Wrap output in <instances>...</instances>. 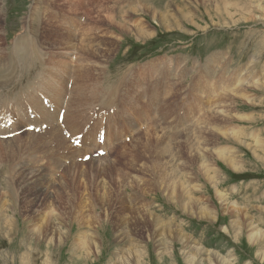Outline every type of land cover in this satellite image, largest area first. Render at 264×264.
I'll use <instances>...</instances> for the list:
<instances>
[{"label": "rangeland", "instance_id": "1", "mask_svg": "<svg viewBox=\"0 0 264 264\" xmlns=\"http://www.w3.org/2000/svg\"><path fill=\"white\" fill-rule=\"evenodd\" d=\"M222 1H226L228 16L222 7ZM151 8L155 11H150ZM1 9L3 12L0 11V49L2 53L5 51L2 55L13 52L15 45L22 46L20 38L15 41V37L17 33L23 31L20 28L21 26L23 28V22L27 19L25 23L33 38L28 35L24 40L32 38L34 45L41 46L47 57L54 56L55 53L58 56L55 61L60 69L66 63L67 67L64 70L68 71L69 56L72 53L71 60L74 56L81 59L79 68L88 69L91 73L89 76L98 75L100 88L109 89L117 79L124 78V80L120 89L117 90V95L114 96L116 94L114 93L112 97L109 96L113 100L110 105L107 104L110 99L98 105L106 112L108 110L113 112L107 118L106 114L87 115L89 114L87 108L78 109L79 112L87 115L86 119L93 122L96 121L93 120L96 117L99 121L95 128L90 121L88 124L90 132L94 133L99 130L95 134L96 137L99 133L104 135V140L101 142L105 145L106 152L103 156H99V160L93 156L96 150L90 147L95 145L92 144V137L88 134H84V143L87 139L90 145L79 146V149H76L77 146L73 147L77 152L80 149V153L84 150L88 152L84 156L90 155L89 161L94 158V164L81 161L84 156L76 160L79 152L73 151L71 140L69 143V140L65 138L68 144L65 139L62 141L61 134L55 133L54 128L50 133L46 128L38 133L21 132L6 142L0 140L1 143L13 149V159L8 160L1 152L0 145V264H19L22 255L27 257V264H86V261L87 264H121L127 258L128 249L136 247L137 244L143 247V252L139 255V261L131 258V264H184L182 260L188 262L184 257L186 253L195 254L199 249L204 253L215 252L227 264H264V257L261 256L264 243L248 244L245 237H241L237 242L234 240L231 226L232 213L230 212L233 211L232 205L236 203L234 210L235 208L237 211L241 210V213L251 219L255 229L264 234V0H1ZM39 9L41 11H38ZM38 12H41L42 19L34 21V14ZM83 13L86 14L84 26L88 27V30H82L79 36L75 37L74 28L77 27ZM60 16H66L67 20L60 22L57 19ZM136 25H143L142 32L145 34H139ZM36 34L39 36L38 39ZM158 35H170L163 40L160 49L156 50L151 46L142 47ZM74 40L79 41L78 56L75 55L77 51L73 50ZM26 44L29 45V41ZM82 48L88 51L82 52ZM213 49H219L221 53L227 55L233 63L227 61L222 65H226L229 70L232 63L234 70L226 77L212 79L214 87L222 85L224 81L225 85L224 89L215 88L211 93L199 74L196 76L193 73L186 74L185 69L187 65L192 66L195 63L198 65L197 60L190 59L189 56H200L199 63L202 66L207 55L217 53L212 52ZM150 55L156 56L137 61ZM86 59L90 63H86ZM35 64L38 68L35 66L34 70L39 75L34 78L36 82H29L25 86L27 92L24 93V97L27 95L25 98H28L25 103L31 101L34 105L38 100L34 99L32 94H37L38 99L41 98L38 94L47 96L39 83V77L42 74L38 72V69L43 65L38 61H35ZM166 68L169 69L168 72L163 71ZM72 69L75 68L72 67ZM192 70L190 68L189 71ZM204 70L209 72V69ZM104 73L109 81L103 84V79L106 78ZM73 77L74 71H71L68 85L72 84ZM243 79L246 82L241 87H238L237 83L232 88L231 85L235 80L242 81ZM81 82L82 88L89 84L91 90L92 82H82L83 86ZM243 88L248 92L250 103L241 102L243 99L235 96V91ZM29 91L33 93L30 94ZM70 91L66 94L68 97H70ZM0 92L3 94L17 93L15 90L2 88ZM66 92L65 89L63 96ZM105 94L109 95L110 91L103 92V95ZM228 95L230 99L226 97ZM222 96H225L224 108L214 110L215 105L222 100ZM232 98L234 99L233 106L238 104L233 110V115L240 111L242 117L250 118V121L240 122L234 119L231 109L227 110L230 102L232 103ZM75 99L70 105L72 108L70 112L77 109L79 99L77 97ZM66 104L65 98L62 105L66 106ZM36 105L42 106L39 103ZM41 109L39 114H44L45 109ZM0 111L11 113V110L1 103ZM219 111L222 112L220 118L227 114L228 119L224 124L217 115H212ZM47 116H44V119ZM110 117L112 119H109ZM143 121L148 122L147 126ZM79 123L85 127L84 120L79 119ZM205 124L208 126L205 127ZM22 126L23 122L17 121L15 132L21 131ZM62 126L65 127L64 133L67 135H71L68 132L69 126L76 133L80 131L79 124L71 120L69 124L67 122ZM223 126L226 127L223 130L226 134L225 138L216 135L219 130L221 134L220 127ZM105 127H109L106 133H104ZM209 128L213 129L209 130ZM204 134L207 135L204 136ZM50 142L52 147L49 145ZM93 143L98 142L93 140ZM189 146H192L190 147L191 154L198 156L194 157V167L188 163L190 162L187 155ZM39 148L42 149L39 150ZM97 148L102 149L101 146ZM163 148H166V153L165 150L161 151ZM220 150L223 153L222 156H229L233 152L232 161L235 162L231 161V155L227 160L221 157L226 161L222 159V161L218 159L214 161L213 158L218 157L216 153L218 154ZM27 151L31 152L30 155ZM228 151L229 154H227ZM213 152H215L214 155ZM181 154L183 157L186 156L184 159L186 166L189 167L183 168L182 156L183 160L180 163L177 162L179 160L177 158L171 160L170 164L177 174H182V170H187L188 176H192L189 178L191 180L182 185V188L180 185L181 189L184 188L185 201L178 198V192L182 191L181 189L175 190L170 197V192L157 183L155 175L151 181H148L147 172L153 173V167L156 168V162L160 161V158L162 159L160 162H164L165 156L170 155L165 158V161H169L170 158L172 159L171 156ZM67 156L68 159L65 160ZM33 157H35L33 162L35 160L37 164L32 162ZM206 157L209 158L206 159ZM196 160L202 166L199 169L196 167ZM31 167L34 168L31 170ZM144 167L145 172H143ZM206 168L210 169L206 170ZM204 170L208 175L204 173ZM12 171L23 173L24 176L31 174L44 176L46 180L43 182V189L37 195L32 185H26L23 181L21 185H18L17 179L14 181L12 179ZM200 173L209 178L204 179L203 176L202 179ZM185 176L188 178L187 175ZM139 179H144L143 183H139ZM209 179L210 183L206 181ZM242 179L245 181L233 183ZM181 181L183 183L182 179ZM219 193L225 194L226 200H219L218 196L216 197ZM192 202L199 210L206 211L205 209L211 208L209 211H213V214L215 212V216L205 217L206 219L200 217L196 210L188 207ZM49 211L52 217L46 220L44 214ZM146 212L153 214L155 219L165 227L179 228L185 235H181L184 240H190L193 246H187L184 249L181 244L180 246L175 244L173 237L167 238L162 235L159 237L167 248L175 247L173 256L170 255L171 258L166 255L161 256L160 253L164 251V247L157 246L158 238L152 233V230H156L155 227L148 228L149 233L137 228L134 231L133 228L136 226L132 224L133 221L130 218L126 219V215L132 217L136 213L145 214ZM150 221L155 222L152 218ZM54 228L57 231L55 233L61 230L63 236L60 243L58 239L55 242L50 241L52 238L50 233L55 231ZM36 231L42 232L41 235L36 234ZM123 231L124 236H122ZM83 236L85 243L96 240L101 249L100 255L92 254V258L87 260L85 254L74 249L76 239H83ZM26 248L29 251H26ZM206 259L207 257L204 261H207ZM195 264L201 263L195 262Z\"/></svg>", "mask_w": 264, "mask_h": 264}, {"label": "bare ground", "instance_id": "2", "mask_svg": "<svg viewBox=\"0 0 264 264\" xmlns=\"http://www.w3.org/2000/svg\"><path fill=\"white\" fill-rule=\"evenodd\" d=\"M144 1V0H143ZM141 2V1H140ZM145 3V2H144ZM143 3V4H144ZM222 4H223V8H224V10H225V14H226V16H228V9H227V4H226V1H222ZM148 5V4H147ZM146 6V5H145ZM177 9V8H176ZM0 11H1V13L3 12V10L1 9V0H0ZM150 11H155L153 8H151L150 9ZM179 11V10H178ZM121 12V11H120ZM159 16H161V14H159ZM27 21V19L26 20H24V22H23V28H22V26H21V28H20V30H22L23 29V31L19 34V36H16L15 37V41H17L18 40V38H20V40L22 41V42H20V43H23V44H21L22 46H19V45H17L19 48H17V46L15 45L14 47H15V49L13 50V52H11L10 54H4V55H2L5 51H3V53H2V49H0V76L1 75H3V74H17L16 72H19L18 74H26V73H29V72H31V71H35L34 70V67L36 66V68H38V65L37 64H35V61H38V63H40L41 65H43L40 69H38V72L40 73V74H42L40 77H39V83H40V85L43 87V89L45 90V94L48 96V98H51V103L53 102V100H52V96H51V93H52V91L54 90L53 89V83H52V81L51 80H49V75L50 74H52V75H54V77L57 79V82L59 83V84H63L64 83V81L67 79V80H69L70 79V75H71V71H74V77H73V81H72V89H71V93H70V97H69V100H67V104H66V109H67V111H69V109L70 110H72V108L70 107V105H72L73 104V99H75V97H77L79 100V103L77 104V109H75V111H76V113L77 112H79V108L82 106V105H84V104H86V103H82V102H85V100H92V99H98V97H100L101 95H103V92H105V91H107V90H109L110 91V94L108 95V96H110V97H112L113 96V94L114 93H117V90L118 89H120V86L123 84V80H124V78H120V79H117L116 80V82H114L115 84V86L113 85H111V87H109V89H107V88H100V86H101V84H100V82H99V78H97V76L98 75H90L89 76V74H91L90 73V71L88 70V69H86V68H79V67H81V66H79V67H77V68H75V69H72L71 70V68L73 67L72 65H70V64H68V71L66 72V70H64V69H66V67H67V65H66V63H64V65H62L63 67H62V69L60 70V71H58V72H56V69H60V66H57V67H54V69H53V65H54V61L58 58V56L54 53V56H48L47 57V54H44V49L41 47V46H35L34 45V43H33V37L30 35V31H29V29L27 28V26H26V22ZM32 21V20H31ZM21 22V23H22ZM30 22V21H29ZM31 25V24H30ZM137 26V27H136ZM135 27L136 28H138L137 29V31H138V33L139 34H145L144 32H142L143 30H144V28H143V25H136ZM32 27V26H31ZM39 27V26H38ZM38 30V29H37ZM35 32H36V30H35ZM38 32V31H37ZM80 32L81 31H78V30H76V32H75V37L77 36H79V34H80ZM39 33V32H38ZM45 34V33H44ZM29 35V37H32V38H29V40H27V39H25L24 40V38H25V36H28ZM82 35V34H81ZM0 36H1V31H0ZM36 37H37V39H38V37L39 36H37V34H36ZM27 41H29V45H27L26 44V42ZM40 41H42L41 39H40ZM46 42V41H45ZM15 44V43H14ZM47 45V44H46ZM51 46V45H50ZM6 46H4V48H5ZM44 47V46H43ZM2 48V47H1ZM3 48V49H4ZM53 48V47H52ZM7 49H8V47H7ZM85 49L84 48H82V52L84 51ZM105 50V49H104ZM73 50H71V52H72ZM85 51H88V49L87 50H85ZM76 52V51H75ZM96 52V51H95ZM72 54V53H71ZM71 54H70V59H71ZM78 52H76L75 53V55L76 56H78ZM52 58V59H51ZM69 59V60H70ZM79 59V58H78ZM175 59V58H174ZM223 59H224V55H217V54H215V55H213V56H211L210 58H209V62L210 63H213V62H222L223 61ZM72 60H77V58H75V56H74V59H72ZM69 62V61H68ZM171 65V64H170ZM172 66V65H171ZM176 66H177V64H176ZM219 66V65H218ZM158 68V67H157ZM216 68H217V66H216ZM157 70V69H156ZM167 70V72H168V68H166L165 70H163V71H166ZM222 72H225V71H227L228 70V67H226V65H222L221 66V69H220ZM233 70L234 69H232L231 68V72L233 73ZM132 72V71H131ZM174 72V71H173ZM173 72H170V74H173ZM203 72L205 73V72H208L207 70H203ZM73 74V73H72ZM81 74H83V76H81ZM165 74V73H164ZM170 74H167L168 76H171ZM39 74H36V76H38ZM101 75V74H100ZM122 75V74H121ZM193 75V74H192ZM126 76H128V75H126ZM195 76H196V74H195ZM66 77V78H65ZM123 77V76H122ZM133 77V76H132ZM232 77V76H231ZM200 78V77H199ZM154 79V78H153ZM228 79H230V77H228ZM80 81H82V82H84V83H86L87 81L88 82H92V84H91V90H90V88H89V84H88V86H86L85 88H82L81 87V85H80ZM109 81V78H105V79H103V84L104 83H106V82H108ZM150 81V80H149ZM230 81V80H229ZM81 82V84H82V86H83V83ZM113 82V81H112ZM147 82V81H146ZM199 82H200V80H199ZM203 82H204V84L211 90V93H213V91H214V89L216 88L217 90L219 89H224V85H225V81L223 82V84L222 85H218V86H216V87H214V85H213V83L210 81V79H203ZM221 82V81H220ZM244 82H246L245 81V79H243L242 81H237V80H235V82L231 85L232 86V88H233V86L234 85H236L237 83V85H238V87H241V85L244 83ZM193 83V82H192ZM150 84V83H149ZM85 85H87V84H85ZM150 85H152V84H150ZM202 85V84H201ZM38 86V85H37ZM155 86V85H154ZM36 87V86H35ZM41 87V88H42ZM93 87V88H92ZM158 87H159V85H158ZM31 88V87H30ZM32 88H34V86L32 87ZM157 88V87H156ZM204 88V87H203ZM228 88V87H227ZM231 88V87H230ZM145 89V88H144ZM158 89V88H157ZM37 90V89H36ZM32 91H34V90H32ZM145 91V90H144ZM158 91V90H157ZM232 91H233V89H232ZM30 92V91H29ZM230 92V91H229ZM236 92V94H235V96L237 95L238 97H240L241 99H243V100H241V102H251V100L249 99V97L247 96V90L246 89H238V90H236L235 91ZM33 92H30V94H32ZM120 93V92H119ZM216 93V92H215ZM214 93V94H215ZM218 93V92H217ZM29 94V95H30ZM87 94H90V95H87ZM232 94V93H231ZM233 94V95H234ZM25 95V94H24ZM33 95V94H32ZM44 95V94H43ZM159 95V94H158ZM199 95V94H198ZM230 95V94H229ZM229 95L228 96H226L227 98L229 97ZM240 95V96H239ZM195 96V95H194ZM213 96V95H212ZM235 96H233V97H235ZM25 97H27V95L25 96ZM38 98H39V96H37ZM206 97V96H205ZM139 98V97H138ZM225 98V96H222V100L220 101V102H218L216 105H215V107H214V110H220V109H222V108H224V106L223 105H225V103L223 102V99ZM26 99H28V98H25V101H26ZM209 99V98H208ZM208 99H206V100H208ZM219 99V98H218ZM229 99H230V97H229ZM32 100V99H31ZM76 100V99H75ZM120 100V99H119ZM28 101V100H27ZM34 101V100H33ZM64 101H65V99H64ZM63 101V102H64ZM111 101H113V100H110L108 103H110ZM198 101V100H197ZM218 101V100H217ZM235 101H236V99H235ZM34 102H37V101H34ZM119 102V101H118ZM128 102V101H127ZM233 102H234V99L232 98V103L230 102V106H229V104H228V106L229 107H227L228 109L227 110H229V109H231L230 111H232V115H233V110L238 106V104H236V105H234L233 106ZM37 103H39V102H37ZM36 103V104H37ZM214 103H215V101H214ZM26 104H28V105H30V107H31V109L33 110V113H35V114H39V111H42V109L41 108H44L43 106H37L36 104L34 105L31 101H28ZM143 104H145V103H143ZM227 104V103H226ZM150 105V104H149ZM198 105H199V103H198ZM204 105V104H203ZM247 105V104H246ZM250 105H252V104H250ZM60 106H63L62 105V102L60 103ZM214 106V105H213ZM253 106V105H252ZM39 107H40V110H39ZM73 107H76V106H73ZM45 109V108H44ZM79 109V110H78ZM160 109V108H159ZM208 109V108H207ZM83 110V109H82ZM87 110V109H86ZM85 110V111H86ZM144 110V109H143ZM146 110H147V108H146ZM160 111V110H159ZM193 111V110H192ZM200 111V110H199ZM81 112V111H80ZM84 113V112H83ZM146 113V112H145ZM198 113V112H197ZM222 112L221 111H219V112H216V113H213L212 115H217V117H218V119H220V121L221 122H223V124H224V122H226V119H228V118H226V115L224 116V117H222V118H220L221 117V114ZM45 114V115H44ZM44 114H40L41 115V117L42 118H44V116H46V115H48L49 116V113L46 111V109H45V113ZM221 114V115H220ZM78 113L76 114V115H71V112L69 111L68 113L67 112H65V118H63V121L61 122V124H59L58 122H57V120H56V117L54 118V121H55V130H56V133L59 135V133H58V127L59 128H62L63 126L62 125H66V123L68 122V124H69V122H70V120L71 121H73V123H75V124H79L78 122H77V117H78ZM88 115V114H87ZM186 115H188V114H186ZM47 116V117H48ZM151 116V115H150ZM231 116V115H230ZM193 117V116H192ZM233 117H234V119L236 120L237 119V121H240V122H244V121H250L251 119L250 118H243L242 117V112H240V111H238L237 112V114L236 115H233ZM129 118H130V116H129ZM194 118V117H193ZM211 118H213L212 116H211ZM65 119H66V121H65ZM67 119H69V120H67ZM132 119V118H131ZM148 119V118H147ZM146 119V120H147ZM203 119H204V117H203ZM207 119V118H206ZM214 119V118H213ZM212 119V120H213ZM120 120H121V118H120ZM79 121V120H78ZM149 121V120H148ZM210 121V120H209ZM219 121V120H218ZM232 121V120H231ZM82 122V121H81ZM144 122V121H143ZM145 123V122H144ZM147 123L148 122H146L145 124H146V126H147ZM200 123V122H199ZM144 124V125H145ZM201 124H204V123H201ZM214 124V123H213ZM215 124H217V123H215ZM222 124V123H221ZM141 125V124H140ZM206 125L207 124H205L204 126L206 127ZM227 125H228V123H227ZM208 126V125H207ZM220 126V125H219ZM222 126V125H221ZM155 126H153V128H154ZM204 127V128H205ZM209 127H210V125H209ZM224 127V128H223ZM223 127H220L221 128V134H219L220 133V130H219V132H217L218 134H216V135H218V136H223L224 138L226 137V134L224 133V129L226 128L225 126H223ZM95 128V127H94ZM203 128V129H204ZM219 128V129H220ZM85 129H88V128H86V126H85ZM155 129H156V127H155ZM155 129H154V131H155ZM210 129H213V128H209V130ZM49 130V129H48ZM137 130V129H136ZM149 130V129H148ZM215 130H216V128H215ZM77 131V130H76ZM99 130H97L96 132H98ZM138 131V130H137ZM160 131V130H159ZM205 131V130H204ZM218 131V130H217ZM96 132H94V133H92V132H90V135L89 136H91L92 137V144L93 145H95V143H93V140L95 141L96 140ZM134 132V131H133ZM212 130H211V134H212ZM236 132V131H235ZM43 133H47V132H43ZM131 133V132H130ZM164 133V132H163ZM162 133V134H163ZM209 132H207V134H208ZM29 134V133H28ZM27 134V135H28ZM137 134V133H136ZM143 134V133H142ZM207 134H204V136L205 135H207ZM214 134V133H213ZM238 134V133H237ZM257 134V133H256ZM48 135V134H47ZM101 135V133L99 134V136ZM111 135V134H110ZM166 135V134H165ZM215 135V134H214ZM228 135V134H227ZM55 136V135H54ZM53 136V137H54ZM62 136V135H61ZM138 136V135H137ZM217 136V137H218ZM26 137V136H25ZM52 137V136H51ZM58 137V136H57ZM170 137V136H169ZM185 137H186V135H185ZM184 137V138H185ZM211 137V136H210ZM228 137V136H227ZM231 137V136H230ZM232 137H233V135H232ZM59 138H61V137H59ZM178 138V137H177ZM234 138V137H233ZM250 138V137H249ZM255 138V137H254ZM34 139H36V138H34ZM160 139V138H159ZM168 140H169V138H167ZM174 139V138H173ZM190 139V138H189ZM211 139V138H210ZM227 139V138H226ZM230 139V138H229ZM237 139V138H236ZM239 139V138H238ZM257 139V138H256ZM33 140V139H32ZM37 140V139H36ZM35 140V141H36ZM41 140V139H40ZM46 140V139H45ZM44 140V141H45ZM56 140V139H55ZM62 140V139H61ZM64 140V139H63ZM62 140V141H63ZM66 140V139H65ZM162 140V139H161ZM216 140V139H215ZM258 140V139H257ZM35 141H33V142H35ZM42 141V140H41ZM43 141V142H44ZM53 141V140H52ZM131 141V140H130ZM163 141V140H162ZM208 141V140H207ZM258 141H260V140H258ZM25 142V141H24ZM23 142V143H24ZM39 142V141H38ZM46 142H48V141H46ZM174 141H172V143H173ZM39 143H41V142H39ZM45 143V142H44ZM53 143V142H52ZM54 143L56 144V142L54 141ZM66 143H67V140H66ZM195 143V142H194ZM208 143V142H207ZM258 143V142H257ZM263 143V142H262ZM26 144V143H25ZM46 144V143H45ZM68 144V143H67ZM170 144H171V142H170ZM174 144V143H173ZM0 145H1V147H2V153L4 154V155H6V158L9 160V159H13V149L10 147V146H8V145H6V144H4V143H1L0 142ZM27 145V144H26ZM40 145V144H39ZM48 145V144H47ZM50 146H51V142H50V144H49ZM52 145H54V144H52ZM62 145V144H61ZM60 145V146H61ZM161 145V144H160ZM207 145V144H206ZM21 146V145H20ZM23 146V145H22ZM34 146V148H35V144L33 145ZM157 146V145H156ZM155 146V147H156ZM201 146V145H200ZM208 146V145H207ZM250 146H251V144H250ZM28 147H30V146H28ZM52 147V146H51ZM138 147V146H137ZM157 147H159V146H157ZM178 147V146H177ZM180 147H181V145H180ZM188 147V146H187ZM190 147H192V146H189V148H188V152H187V155H188V158L190 159V162H188L189 164L191 163V166H193L194 167V157L195 156H193L192 154H191V151H190ZM208 147H210V146H208ZM258 147V146H257ZM56 148H57V146H56ZM68 148V147H67ZM69 148H70V146H69ZM71 148H73V146L71 147ZM195 148V147H194ZM202 148H203V146H202ZM212 148H213V145H212ZM215 148H217V146L215 147ZM223 148V147H222ZM31 148H29V150H30ZM42 148H39V150H41ZM53 149V148H52ZM64 150V148H61V150ZM76 149H79V148H76ZM83 149V148H82ZM87 149V148H86ZM177 149V148H176ZM221 149V148H220ZM224 150L226 149L225 147L223 148ZM258 149V148H257ZM256 149V150H257ZM50 150V152H51V148L49 149ZM72 150V149H71ZM81 150V149H80ZM79 150V151H80ZM84 150V149H83ZM150 150H152V149H150ZM165 150V153H166V148L164 149H162L161 151H164ZM196 150V149H195ZM203 150V149H202ZM210 150V149H209ZM222 150V149H221ZM220 150V152L218 151V154L216 153V155L218 156L217 158L216 157H214L213 158V160L215 161V159H218V160H221L222 158L221 157H223L224 159H228V157H230V155H231V161L233 160V158L234 157H232V153L229 155V156H222L223 155V153H222V151ZM46 151V150H45ZM53 151V150H52ZM56 151V150H55ZM73 151H75V152H77L76 150H75V148H73ZM78 151V152H79ZM85 151V150H84ZM83 151V153L81 154L80 152L77 154L78 156L76 157V160H77V158H82L85 154H87L86 152H84ZM160 151V150H159ZM158 151V152H159ZM171 151V150H170ZM200 151H201V149H200ZM213 151V150H212ZM255 151V150H254ZM264 151V150H263ZM26 152V151H25ZM29 151H27V153H28ZM37 152V151H36ZM42 152V151H41ZM41 152H40V154H41ZM64 152V151H63ZM66 152V151H65ZM172 152V151H171ZM175 152H177V151H175ZM180 152V151H179ZM198 152V151H197ZM202 152V151H201ZM210 152V151H209ZM224 152V151H223ZM24 153V152H23ZM30 153L31 152H29L28 154L30 155ZM49 153V152H48ZM53 153V152H52ZM67 153V152H66ZM69 153V152H68ZM178 153V152H177ZM176 153V154H177ZM182 153V152H181ZM220 153V154H219ZM222 153V154H221ZM39 154V153H38ZM44 154V152L42 153V155ZM55 154V153H54ZM158 154V153H157ZM170 154V153H169ZM194 154V153H193ZM206 154H208V153H206ZM215 154V152H213V155ZM227 154H229V151H228V153ZM25 155V154H24ZM29 155H27V157H29ZM33 155H35V154H33ZM172 155V154H171ZM197 155V154H196ZM203 155H205V154H203ZM209 155V154H208ZM211 155H212V152H211ZM15 156V155H14ZM45 156L47 157V155L45 154ZM73 156H75V155H73ZM132 156V155H131ZM170 155H168V157H169ZM175 156V157H174ZM174 156H171L172 157V159L170 158L169 159V161H165V158H168V157H164V162H160L162 159L160 158V161H157L156 162V168L155 167H153V173H149V171H147L148 172V174H149V179H148V181H151V178H154L153 177V175H155L156 177H157V180H158V184L161 186V187H163L164 189H166L168 192H170V197H171V195L173 194V193H175V190L177 191L178 189H181L183 186L182 185H184V183L185 182H188L189 180H191V179H189V178H191V177H189L188 176V174L189 173H187V170H182L181 171V173L182 174H177V171L176 170H174V169H172V166H171V164H170V161L171 160H175V159H179L177 162L178 163H180L183 159H184V157H186V156H184L183 157V154H181V155H174ZM181 156L183 157V159L181 158ZM206 156V155H205ZM26 157V158H27ZM32 157V156H31ZM36 157V156H35ZM35 157H33L32 158V162H33V159L35 158ZM43 157V156H42ZM51 157V156H50ZM60 157H61V155H60ZM70 157V156H69ZM196 157H198V156H196ZM195 157V158H196ZM212 157V156H211ZM211 157H210V159H211ZM39 158V157H38ZM41 158V157H40ZM44 159H45V157H43ZM62 158V157H61ZM72 158V157H71ZM157 158V157H156ZM155 158V159H156ZM207 158H209V157H206V159ZM30 159V158H29ZM57 159V158H56ZM56 159H55V161H56ZM66 159H68V156L65 158V160ZM96 160H99V157H97V158H95ZM204 159V158H203ZM224 159H222V160H224ZM27 160V159H26ZM52 160H54V159H52ZM159 160V159H158ZM187 160V159H186ZM198 160V159H197ZM197 160L195 161V163H197ZM212 160V159H211ZM221 160V161H222ZM226 160H224V161H226ZM39 161V160H38ZM48 161V160H47ZM59 161V160H58ZM200 161H202V159H200ZM34 162L37 164V162L34 160ZM33 162V163H34ZM43 162V161H42ZM229 162V161H228ZM233 162V161H232ZM235 162V161H234ZM233 162V163H234ZM238 162V161H237ZM12 163H13V161H12ZM34 163V164H35ZM40 163V162H39ZM56 163H57V161H56ZM89 163L90 164H94L95 162H94V158H92L91 159V161H89ZM166 163H168L166 166H165V164ZM205 162H203V164H204ZM10 164V163H9ZM23 164V163H22ZM74 164H77V163H74ZM150 164V163H149ZM183 164H184V167L183 168H185V167H189L188 165L186 166V162H185V159H184V162H183ZM202 164V165H203ZM214 164V163H213ZM11 165V164H10ZM13 165H14V163H13ZM25 165H26V163H25ZM48 165V164H47ZM52 165V164H51ZM57 164H55V166H56ZM81 166L83 165V164H80ZM178 165H180V164H178ZM205 165H207L206 163H205ZM227 166H228V164H226ZM236 165V164H235ZM59 166V165H58ZM78 166V165H77ZM146 166H148V165H146ZM145 166V167H146ZM209 166V165H208ZM214 166V165H213ZM213 166H212V170L214 169L213 168ZM20 167V166H19ZM22 167V166H21ZM35 167V166H34ZM33 167V168H34ZM144 167V169H143V172H145L146 171V168ZM196 167L199 169V167H202L201 165H200V162L198 161V163H197V165H196ZM209 167H211V166H209ZM232 167V166H231ZM238 167H239V165H238ZM14 168V167H13ZM22 168H24V167H22ZM32 167H31V170L33 169ZM36 168V167H35ZM73 168V167H72ZM236 168H237V166H236ZM205 169V168H204ZM207 169H210V168H206V170ZM18 170V169H17ZM66 170V169H65ZM206 170H204V173H206L205 171ZM232 170V169H231ZM189 171V170H188ZM210 171V170H209ZM216 170L214 169V172H215ZM240 171V170H239ZM243 171V170H242ZM32 172V171H31ZM35 172L36 173H38L37 172V170H35ZM200 172H202L201 170H200ZM237 173H238V171H236ZM156 173H157V175H156ZM192 173V172H191ZM199 174V173H198ZM207 174V173H206ZM213 174V176H214V173H212ZM11 175H12V179H13V181L14 180H16L17 179V181H18V185H21V183H22V181H23V183H25L26 185H32L35 189H36V192H37V195L41 192V189H43V182L46 180V178L44 177V176H42V175H30V176H24V174L23 173H20V172H17V171H12V173H11ZM185 175H187L188 176V178H185L186 176ZM200 175L202 176V179H203V174H201L200 173ZM208 175V174H207ZM207 175H206V177L204 178V179H208L209 177H207ZM53 176V175H52ZM212 176V175H211ZM217 176V175H216ZM51 177V176H50ZM180 177H181V179L183 180V183H182V181H181V179H180ZM214 178H215V176H214ZM178 179H180V180H178ZM217 179V178H216ZM143 180L144 179H139V183H143ZM177 180H178V183L176 184V182H177ZM197 180V179H196ZM195 180V181H196ZM49 186H50V188H51V185H50V178H49ZM120 181V180H119ZM206 181H209V183H210V179L209 180H206ZM214 182V181H213ZM13 184V183H12ZM187 184V183H186ZM196 184V183H195ZM180 185H181V188H180ZM189 185H190V183H189ZM200 185V184H199ZM211 185V184H210ZM209 185V186H210ZM215 185V184H214ZM213 185V186H214ZM187 186V185H186ZM216 186V185H215ZM188 187V186H187ZM190 188V187H189ZM188 188V189H189ZM199 187L197 186V189H198ZM184 189V188H183ZM183 189H181L182 191H180V192H178V198L179 199H181V201L183 200V201H185V198H186V195L184 196V191H183ZM188 189H187V191H188ZM193 190H194V185H193V188H192ZM215 189V188H214ZM213 189V190H214ZM207 190V189H206ZM179 191V190H178ZM195 191H196V189H195ZM198 192V191H197ZM206 192V191H205ZM210 192V191H209ZM172 193V194H171ZM188 193V192H187ZM194 193V192H193ZM200 193V192H199ZM216 194V193H215ZM223 193H219V194H217L216 195V197L217 198H219V200H221V201H224V200H226L224 197H225V194L224 195H222ZM176 195V194H175ZM230 195V194H229ZM188 196H190L189 195V193H188ZM93 197V196H92ZM191 197H192V194H191ZM190 197V198H191ZM215 197V198H216ZM216 198V199H217ZM98 199H99V197H98ZM188 199V198H187ZM194 199V198H193ZM228 202V201H227ZM232 202V201H231ZM202 203V202H201ZM204 203V202H203ZM220 203H222V202H220ZM188 204V203H187ZM236 204V203H235ZM235 204H233L232 206H233V211H230L232 214H231V226H232V232H233V238H234V240L237 242L238 241V239H240L241 237H245V239L247 240V242H248V244H263L264 243V234L262 233V232H260V231H258V230H256L255 229V227L253 226V224H252V222L250 221L251 219L248 217V216H246V215H244L243 213H241L239 210L237 211L236 209L237 208H235V210H234V206H235ZM225 205V204H224ZM220 206H222L221 204H220ZM188 207H190V208H192V209H194V210H196V212H197V214L200 216V217H203V218H205V217H207V218H210V217H213V215L215 214V212H214V214H213V211L211 212V210L209 211V209H211V208H207V209H205L206 211H203L204 209L203 208H201V209H203V210H199L198 209V207L196 206V204H194V202H192L191 204H189L188 205ZM205 207V206H204ZM229 207H230V204H229ZM236 207V206H235ZM264 207V206H263ZM206 208V207H205ZM213 208V207H212ZM231 208V207H230ZM189 211V210H188ZM191 211V210H190ZM209 211V212H208ZM50 212L51 211H49L48 213H46L45 212V214H44V216H46V220H50V218L52 217L51 216V214H50ZM235 213H236V216H235ZM196 214V215H197ZM225 214V213H224ZM183 215V214H182ZM218 215V214H217ZM225 215H228V213H226ZM43 216V215H42ZM43 216V217H44ZM215 216V215H214ZM126 219H131L132 221H133V225L134 226H136V227H134L133 228V230L135 231L136 230V228L137 229H139V230H142V231H145V232H147V233H149L148 232V228H154L155 227V229L156 230H152V233L153 234H155V237L156 238H158V241H157V246L158 247H164V251H162L160 254H162L161 256H163V255H166V256H173V249H174V247H172V246H169L168 248L165 246V243L161 240V236L163 235L164 237H170V238H172L173 237V240H174V242H175V244L178 246H180V244H181V246H183V248L184 249H186V247L187 246H193V243L190 241V240H184V238L181 236V235H183V236H185L180 230H179V228H176V227H165V226H163L162 224H160L159 222H158V220L157 219H155V217L153 216V214H151V213H149V212H146L145 214H142V213H136V214H134L132 217L130 216V217H128V215H126ZM150 218H152V219H154V221L155 222H151L150 221ZM215 218V217H214ZM206 219V218H205ZM42 221H43V219H41ZM41 221V222H42ZM162 221V220H161ZM39 222H40V218H39ZM44 222H45V220H44ZM46 223V222H45ZM43 225H44V223H42ZM155 224V225H154ZM186 226V225H185ZM189 226V225H188ZM184 228V227H183ZM46 229V228H45ZM55 229V231H53L52 233H50L51 235L50 236H52V238L50 239V241L52 242H55L57 239H58V242L60 243L61 242V240H62V234H61V230H58L59 231V233H55V232H57L56 231V228H54ZM227 230V229H226ZM234 230V231H233ZM41 231V230H40ZM133 231V232H134ZM263 231V230H262ZM131 232H132V230H131ZM42 233V232H41ZM41 233L40 232H38V231H36V234H38V235H41ZM125 232L123 231V233H122V236H124L123 234H124ZM152 233H150V234H152ZM192 233V232H191ZM30 234H31V232H30ZM160 236V237H159ZM193 236V235H192ZM92 238V237H91ZM33 239V238H32ZM39 239V238H38ZM124 239V238H123ZM36 240V239H35ZM170 240V239H169ZM171 241V240H170ZM86 242V240H84V236H83V239H80V238H78V239H76V243H74V249L77 251V252H80V253H83V254H85L84 256H85V259L87 258V260L88 259H91L92 258V254H96V255H100L101 254V249H100V247H99V245L97 244V242H96V240H91V241H87V243H85ZM135 242V241H134ZM172 242V241H171ZM31 243V242H30ZM208 243V242H207ZM263 246H264V244H263ZM172 247V248H171ZM197 248V247H196ZM263 250H264V247L262 248ZM192 250V249H191ZM26 251H29L27 248H26ZM188 251H190V249L188 250ZM143 252V247H140L138 244L136 245V247L134 246V247H131V248H129L128 249V251H127V253H126V256H127V258H125L123 261H122V263L121 264H131V258H133V259H135V261H139V255L141 254ZM83 254H81V255H83ZM122 254V253H121ZM145 254V253H144ZM60 255V254H59ZM120 256H122V255H120ZM146 256H147V254H146ZM171 256H170V258H171ZM261 256H263L264 257V251H263V253L261 254ZM130 257V258H129ZM144 257V256H143ZM185 258H186V260L188 261V262H186L185 260H182L183 262H184V264H195V262H199V263H201V264H203L204 262H206L207 264H227L226 262H225V260L221 257V256H219V255H217L215 252H203L201 249H199L198 251H196L195 252V254H191V253H189L188 254V252L186 253V256H184ZM205 257H207V261H204L205 260ZM65 258V257H64ZM97 258V257H96ZM119 258V257H118ZM123 258V257H122ZM26 260H27V257H25V255L23 256H21L20 257V260H19V264H27V262H26ZM141 261V260H140ZM75 262V261H74ZM263 262V261H262ZM89 263H90V261H89ZM111 263V262H110ZM115 263V262H114ZM86 264H87V261H86Z\"/></svg>", "mask_w": 264, "mask_h": 264}, {"label": "crops", "instance_id": "3", "mask_svg": "<svg viewBox=\"0 0 264 264\" xmlns=\"http://www.w3.org/2000/svg\"><path fill=\"white\" fill-rule=\"evenodd\" d=\"M223 62H225V63H226V62H227V60H226V59H224V61H223Z\"/></svg>", "mask_w": 264, "mask_h": 264}]
</instances>
